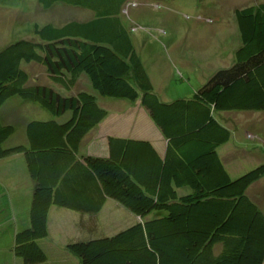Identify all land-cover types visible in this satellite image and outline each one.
<instances>
[{"label": "trees", "instance_id": "1", "mask_svg": "<svg viewBox=\"0 0 264 264\" xmlns=\"http://www.w3.org/2000/svg\"><path fill=\"white\" fill-rule=\"evenodd\" d=\"M38 1L44 10L62 4L92 15L38 25L33 38L0 51V109L20 97L54 118L30 122L28 144L16 147L6 146L16 128L0 120V160L22 156L34 183L25 208L0 175V264H65L45 248L55 209L92 216L109 200L139 221L114 236L70 241L79 264H264V211L250 193L264 163L233 178L220 153L233 139L222 114L264 113V3L236 10L241 46L231 68L193 98L164 102L125 24L131 0ZM32 64L55 87L30 84ZM83 76L90 90L75 92ZM103 100L140 101L167 141L165 154L128 137H110L106 156L84 153L109 115Z\"/></svg>", "mask_w": 264, "mask_h": 264}, {"label": "rangeland", "instance_id": "2", "mask_svg": "<svg viewBox=\"0 0 264 264\" xmlns=\"http://www.w3.org/2000/svg\"><path fill=\"white\" fill-rule=\"evenodd\" d=\"M130 3L134 7L124 11V19L131 31L136 52L146 66L156 94L164 102H173L193 98L219 70L234 65L235 53L241 46L236 10L264 3V0H131ZM91 13L62 4L44 10L38 0H0V51L18 40L33 38L38 25L50 23L61 26L71 21H86ZM132 26L134 30H131ZM26 68L31 76L30 84L55 87L43 67L32 64ZM88 83L83 76L74 91L90 90ZM100 104L112 113L88 138L87 146L94 148L92 151L98 155L108 151L107 140L103 143L105 129H109L111 135L123 133L126 137L134 138L130 133H133V126L138 133L144 113V109L131 107L128 102L117 104L112 100H108V103L103 100ZM117 115L124 119L120 123L110 122ZM221 116L233 131V139L221 148L220 153L227 160L232 177L238 178L264 163V113H225ZM53 119L35 103L26 102L20 97L9 99L0 109V120L5 125L14 126L16 133L7 141L6 146L28 144L27 125L32 121ZM108 120L116 130L102 126ZM140 130L145 131L141 126ZM99 136L104 137L100 139ZM95 137L93 142L91 138ZM92 142L94 144L89 145ZM256 147L259 150H254ZM3 163L8 166L4 179L7 188L18 197L22 193L24 197L28 195L31 198L34 183L28 175L24 158L14 155ZM250 193L264 211V179L253 185ZM30 202L28 199L25 208L29 207ZM119 205L121 207L107 204L99 218L87 215L84 226L80 228L77 224L82 214L66 210V219L55 215L51 233L55 243L48 242L45 246L48 254H54L56 250H52V246L58 247L60 240L65 238L89 241L110 237L137 224L138 216ZM3 241V247L8 250L6 240ZM67 255L78 261L77 256L68 252ZM59 258L67 260L62 255ZM70 264L73 263L70 261Z\"/></svg>", "mask_w": 264, "mask_h": 264}, {"label": "crops", "instance_id": "3", "mask_svg": "<svg viewBox=\"0 0 264 264\" xmlns=\"http://www.w3.org/2000/svg\"><path fill=\"white\" fill-rule=\"evenodd\" d=\"M113 101V100H112ZM107 103H108V101H106ZM115 103H120V101H114ZM126 102V101H125ZM128 104H130L129 102H128ZM132 105V106H131ZM131 107H141L142 109H143V106H142V104H141V102L139 101V102H137V103H134V104H132L131 103ZM103 107H106L105 105L103 106ZM108 111H109V113L111 114L112 112H111V110H109V109H107ZM144 113H143V115H142V118H141V120H140V124H139V127H138V133L136 132V130H135V126H133V128H134V130L133 131H131V132H133V133H130V135H132L133 137H134V139L135 138H138V139H142V140H148V141H150L154 146H155V148L159 151V153L161 154V155H164L165 154V152H166V148H167V141H166V139L164 138V136L162 135V133H161V131L157 128V126H155V124L152 122V120L150 119V117H149V114L147 113V111L146 110H144L143 111ZM122 119H124V117L123 116H121V115H117V117L116 118H113V119H111V121L110 122H119L120 123V121L122 120ZM109 122V120L108 121H106L102 126H104V128H110L111 130H116L115 129V127H114V125H113V123H110ZM116 126H118V125H116ZM140 126L141 127H143L144 129H145V131H142V130H140ZM101 130V129H100ZM108 130L109 129H105V131H106V137H104V140H103V143L107 140V144H108V140H109V138L110 137H112V136H119V137H126V135L125 134H123V133H115V134H110L109 132H108ZM107 134H110V135H108L107 136ZM89 136H90V134H89ZM89 136L86 138V140H85V145H84V148H83V152L84 153H91V154H97V152H93L92 150L94 149V148H89L88 146H87V141H88V138H89ZM97 137V136H96ZM96 137L95 138H91V139H93V142L96 140ZM100 137V136H99ZM103 137H100V139L101 138H103ZM130 137V136H129ZM131 138V137H130ZM98 140V139H97ZM99 141V140H98ZM90 143L89 145H93L94 143ZM87 150H91V152H87ZM107 153H108V151L107 152H104V153H101V155H103V156H106L107 155ZM5 160V159H4ZM4 160H0V175H6V170L8 169V166L6 165V164H4L3 163V161ZM11 169V168H10ZM27 169V168H26ZM11 192V194L12 193H15V192H12V191H10ZM19 196H20V199H22L23 200V204H25L27 201H28V199L29 200H32V197L30 198V196H26V197H24L23 196V194L22 193H20V194H18ZM107 204H113V205H115V206H120L119 205V203H117L116 201H109V202H107ZM121 207V206H120ZM106 208V207H105ZM104 208V209H105ZM103 209V210H104ZM103 210L99 213V214H101L102 212H103ZM124 210V209H123ZM65 211L66 210H62V209H55V215H60L63 219H66L67 218V216H66V213H65ZM99 214H96V215H92L93 217H95V218H99ZM69 215H71L70 213H69ZM82 217H81V220L79 221V224H77L78 225V227L80 228L81 226H84V223H85V219H87V216H84V215H81ZM139 221V220H138ZM50 222H51V233H53V230H52V227H53V223H54V217L51 215V217H50ZM80 232V231H79ZM81 233V232H80ZM70 241H73V239L72 238H65V239H63V240H60V243H59V245H58V247H56L55 245L54 246H52V250H56L55 251V253L54 254H58L59 256L60 255H62V256H64L67 260H66V263L65 264H70V261L73 263V264H79V262L78 261H75V260H73L71 257H68V255H67V250H66V245L70 242ZM47 242H52V243H55V241H54V238L52 237V234H50V237L48 238V240H47ZM54 254H52V255H54ZM58 256V257H59ZM16 264H21V263H18V261L16 262Z\"/></svg>", "mask_w": 264, "mask_h": 264}, {"label": "water", "instance_id": "4", "mask_svg": "<svg viewBox=\"0 0 264 264\" xmlns=\"http://www.w3.org/2000/svg\"><path fill=\"white\" fill-rule=\"evenodd\" d=\"M194 1H198V0H194Z\"/></svg>", "mask_w": 264, "mask_h": 264}, {"label": "clouds", "instance_id": "5", "mask_svg": "<svg viewBox=\"0 0 264 264\" xmlns=\"http://www.w3.org/2000/svg\"><path fill=\"white\" fill-rule=\"evenodd\" d=\"M128 138H130V137H128Z\"/></svg>", "mask_w": 264, "mask_h": 264}]
</instances>
